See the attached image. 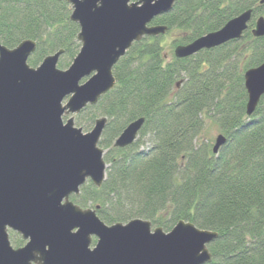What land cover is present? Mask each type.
Masks as SVG:
<instances>
[{"label":"trees","instance_id":"1","mask_svg":"<svg viewBox=\"0 0 264 264\" xmlns=\"http://www.w3.org/2000/svg\"><path fill=\"white\" fill-rule=\"evenodd\" d=\"M248 9L251 20L239 40L174 57V47ZM70 14L66 0H0V43L36 42L31 67L63 50L57 67L67 69L80 49ZM260 16V0H176L156 17L152 24L165 26V34L134 42L113 67L114 88L74 116L88 128L107 119L98 142L106 173L100 187L87 181L70 200L97 208L107 225L139 218L165 232L179 221L214 231L207 264H264V95L246 116L243 84L244 72L264 60V37L251 34ZM142 117L135 142L114 148L127 124ZM207 123L226 138L216 155L203 136ZM10 243L17 248L22 240Z\"/></svg>","mask_w":264,"mask_h":264},{"label":"water","instance_id":"2","mask_svg":"<svg viewBox=\"0 0 264 264\" xmlns=\"http://www.w3.org/2000/svg\"><path fill=\"white\" fill-rule=\"evenodd\" d=\"M66 2L80 43L67 69L57 67L63 50L31 67L28 59L36 42L23 40L14 48L0 43V264L209 263L208 246L218 237L214 231L179 221L165 232L139 218L107 225L97 208L82 209L70 200L87 181L100 187L106 173L98 142L107 119L97 118L82 133L74 116L114 88L113 67L134 42L165 34L167 28L152 21L170 12L176 0ZM251 16L248 9L220 29L174 47V57L188 58L239 40ZM251 34L264 37L263 16ZM243 84L250 117L264 95V60L244 72ZM143 124V117L127 124L113 147L134 143ZM225 143L218 134L212 153L218 154ZM9 230L25 241L23 246H11Z\"/></svg>","mask_w":264,"mask_h":264},{"label":"rangeland","instance_id":"3","mask_svg":"<svg viewBox=\"0 0 264 264\" xmlns=\"http://www.w3.org/2000/svg\"><path fill=\"white\" fill-rule=\"evenodd\" d=\"M172 39H174V38L170 35V36H168L167 38H165V40H164L165 44L167 45V46H166V49H165L166 52H169V51H170L168 45H169V43H170V41H171ZM172 53H173V50H172ZM67 118H68L67 116H64V117H63V120L65 121ZM74 125H75L76 128H80V129L82 130V133H87V132H89V131L92 129V127H93L94 124H92L91 127L88 128V127L78 126V125L75 123V120H74ZM218 134H219V131L217 130V128H216L213 124H209V123L206 124V126H205V132H204L203 136H204V138H205L206 140H208V141L210 142L211 145H213V143H214V139H215V137H216ZM152 229H153V227H152ZM19 239L21 240L20 236H19L17 233H15V232H11V233H10V232H9V240H10V241H12V240H13V241H14V240H19ZM94 240H95V239L93 238V242H94ZM22 242H23V241H22ZM22 244H23V243H22ZM14 248H15V247H14Z\"/></svg>","mask_w":264,"mask_h":264},{"label":"flooded vegetation","instance_id":"4","mask_svg":"<svg viewBox=\"0 0 264 264\" xmlns=\"http://www.w3.org/2000/svg\"><path fill=\"white\" fill-rule=\"evenodd\" d=\"M79 193H80V192H79ZM78 195H79V194H78ZM78 195H77V196H78ZM71 197H72V196H71ZM71 197H70V199H71ZM82 209H83V208H82ZM9 232L11 233L12 231H10V230L8 231V236H9ZM20 238H21V237H20ZM21 240H22V239H21ZM22 241H23V240H22ZM22 243H23V244H21L19 247L23 246L24 243H25V241H23ZM92 243H93V239H92ZM10 244H11V243H10ZM11 246H12V245H11ZM12 247H13V246H12ZM13 248H14V247H13ZM17 248H18V247H17Z\"/></svg>","mask_w":264,"mask_h":264}]
</instances>
